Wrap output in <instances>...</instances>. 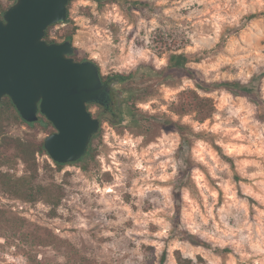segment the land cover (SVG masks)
<instances>
[{
  "label": "rangeland",
  "instance_id": "obj_1",
  "mask_svg": "<svg viewBox=\"0 0 264 264\" xmlns=\"http://www.w3.org/2000/svg\"><path fill=\"white\" fill-rule=\"evenodd\" d=\"M140 1L71 0L65 23L50 29L57 42L72 35L73 55L94 61L104 77L145 67L122 84L129 119H102L88 169L58 168L38 153L33 177L20 158L0 154V264H180V256L264 264L257 106L247 95L205 93L185 68L157 74L180 53L195 57L186 66L199 81L263 73L264 0ZM261 92L264 99V77ZM205 96L213 108L204 119L188 104ZM3 131L50 134L11 117Z\"/></svg>",
  "mask_w": 264,
  "mask_h": 264
},
{
  "label": "water",
  "instance_id": "obj_2",
  "mask_svg": "<svg viewBox=\"0 0 264 264\" xmlns=\"http://www.w3.org/2000/svg\"><path fill=\"white\" fill-rule=\"evenodd\" d=\"M70 0H15L0 17V102L9 96L28 122L40 113L55 126L45 148L70 163L88 150L101 121L88 108L108 92L100 67L72 56L73 43L49 42L50 25L65 23Z\"/></svg>",
  "mask_w": 264,
  "mask_h": 264
},
{
  "label": "trees",
  "instance_id": "obj_3",
  "mask_svg": "<svg viewBox=\"0 0 264 264\" xmlns=\"http://www.w3.org/2000/svg\"><path fill=\"white\" fill-rule=\"evenodd\" d=\"M71 1V0H70ZM102 3L105 0H95ZM114 2H118L120 4H141L140 0H112ZM12 2H15L13 0ZM9 2L8 4L0 3V11L1 17L3 13L7 10V8L12 4ZM70 4V2H69ZM69 8V5H68ZM56 24L50 25L46 31L45 38L49 42H57L55 39L51 38L50 29ZM68 40H72V35L68 36ZM72 42V41H71ZM75 48V47H74ZM73 57H75L72 54ZM78 60V57H75ZM86 60V59H85ZM195 57L191 54L180 53V54H171L168 63L157 71V74H165L168 70L171 69H180L185 68L190 72V77L195 79L197 86L202 89L205 93H211L214 91H227L233 95H247L250 96L251 100L257 106L258 116L261 119H264V99L262 97L261 92V82L264 77V72L254 75L249 81H242L239 79L233 80H217V81H199L196 78V74L198 73L197 69H194L190 66H186V64L190 61H194ZM142 67L145 65H141L136 70H134L129 76H122L123 79H128L129 77L135 76ZM210 97H195L193 102L188 104L192 109L198 111V113L202 116V118H208L212 115L213 103ZM11 117L12 119L17 120L18 122H22L27 124L30 128L33 129H41L48 133H53L56 131L54 124L43 114L40 113V118L35 122H28L20 115L17 110L15 104L9 96L3 98L0 102V154L3 160H12L14 158H20L26 165V172H30L33 177L37 175L38 172V162H37V154H49L47 149L45 148L44 139H38L35 133L28 134L24 137L21 136H10L4 134L3 131V121ZM139 120L134 122L138 124ZM97 135V132L91 138L89 147L87 152L80 157L78 160L74 161V163H79L82 165L84 169H88L93 160L96 159V150L93 147L92 140ZM232 160L231 158H229ZM58 168H62L66 163L55 162ZM11 179V178H10ZM14 179V178H13ZM192 241L197 245H204L208 248H212V244L207 241L199 240L196 238H192ZM216 251H228V249L214 247ZM180 264H190L191 260H184L182 256L179 258Z\"/></svg>",
  "mask_w": 264,
  "mask_h": 264
},
{
  "label": "flooded vegetation",
  "instance_id": "obj_4",
  "mask_svg": "<svg viewBox=\"0 0 264 264\" xmlns=\"http://www.w3.org/2000/svg\"><path fill=\"white\" fill-rule=\"evenodd\" d=\"M64 41H68V39ZM102 80L107 83L109 89L105 100L103 103L91 102L88 104V108L92 112V106H95V111L92 114L94 117L99 118L100 121L103 118H108L114 124L126 122L130 116V96L122 88L123 77L118 75L104 77L102 75Z\"/></svg>",
  "mask_w": 264,
  "mask_h": 264
}]
</instances>
